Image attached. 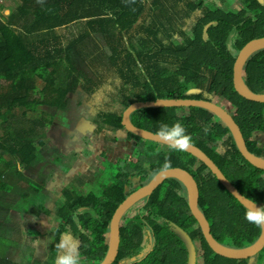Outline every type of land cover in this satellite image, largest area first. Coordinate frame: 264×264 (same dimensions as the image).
Masks as SVG:
<instances>
[{
  "label": "trees",
  "instance_id": "16d2710c",
  "mask_svg": "<svg viewBox=\"0 0 264 264\" xmlns=\"http://www.w3.org/2000/svg\"><path fill=\"white\" fill-rule=\"evenodd\" d=\"M16 1L9 15L0 13V176L11 171L33 181L26 172L36 169L40 147L54 144L53 131L44 128L39 133L38 127L46 123L48 128L61 110L80 116L83 104L96 99L94 135L118 143L117 133L124 132L133 158L131 164L109 162L112 166L104 167L98 191L75 185H66L59 193L50 190L48 223L37 231L41 237H36L33 264H55L58 245L66 237L78 244L80 264L104 261L116 210L167 169L169 160L170 168L182 167L196 179L200 209L220 243L238 249L256 243L262 229L245 219L247 208L206 163L187 151L134 134L123 125V115L138 101L179 98L215 101L229 110L236 60L251 40L264 37V0H240L244 9L239 14L220 6L227 0ZM220 39L225 40L223 46ZM243 76L250 90L264 93V49L249 57ZM255 104L241 97L235 111H229L249 150L264 158V116ZM44 105L53 111L41 110ZM30 112L39 114L29 118ZM138 112L142 116L138 126L153 133L161 124L181 123L192 143L245 196L264 206V169L243 156L230 128L215 113L185 106ZM62 119L66 124L59 125L71 129L68 118ZM59 150L64 154L65 148ZM58 160L62 161L57 157L53 163ZM65 166L70 173L71 166ZM41 181L47 191L44 178L36 182ZM183 189L178 178L167 179L143 200L134 217L125 214L113 264H189V249L179 228L192 238L197 264H252L250 258L230 259L212 250ZM36 213L41 215L39 209Z\"/></svg>",
  "mask_w": 264,
  "mask_h": 264
},
{
  "label": "rangeland",
  "instance_id": "374dc122",
  "mask_svg": "<svg viewBox=\"0 0 264 264\" xmlns=\"http://www.w3.org/2000/svg\"><path fill=\"white\" fill-rule=\"evenodd\" d=\"M217 2L219 3L218 5L221 4V2ZM211 3L212 7L216 9L214 1H211ZM17 5L18 1L16 0H5V8L0 9V13L9 15ZM220 6L225 11L234 14H239L244 9V4L240 0H227L226 3ZM218 44L223 46L225 40H218ZM194 90L195 89H192L191 92H194ZM230 99L227 106L230 111L234 112L237 104L241 100V96L234 90ZM96 105H98V99L92 103L89 102L88 105L83 104L82 109L84 110L81 111L82 114L80 116L75 115L74 112L69 113L61 110L56 114L55 122L49 124L48 128L46 123H44L45 127L44 125L43 127H38L39 133L43 132L44 128L45 131L46 129L47 131H53V133H51V141L55 145L50 144V147H40L42 158L36 165V169L29 173L26 172V175L31 177L33 181L23 178L20 179L11 171L6 176H0V207H11V213L8 214L9 223L11 226L21 231L20 236L16 240V242L19 243L18 245L24 244L26 240L31 244L32 240L35 238V241L32 243V245H34L32 254L33 259L35 258L37 246L36 237H41L38 232L44 229V224L48 223L47 211L49 207H51L50 202L53 200V195L50 193V190L59 193L66 185H75L87 191L95 190L97 180L103 177L104 167L106 165L108 168L112 166L109 162L114 164L132 163L133 158L131 150L126 143H124L126 140V134L124 132L120 131L117 133L119 137L118 143H114L108 139H100L94 135L95 125L93 122V110H95ZM72 107L75 108L77 106L74 104ZM255 108L256 111L263 116L264 104L256 103ZM40 109L44 112L53 111L48 105H44L40 107ZM38 114V112H30L28 115L29 118H35ZM61 117L68 118L71 129H66L59 125L60 121L61 125L66 124L65 120H61ZM132 121L134 123H140L142 122V116L138 112H135L132 114ZM27 125H31V122L29 121ZM2 134L3 132L0 131V136ZM44 140L46 141V138H44ZM56 146L61 150L65 148L64 154L57 149ZM212 147L216 149L217 145L212 144ZM57 157H60L62 161L59 162L58 160L53 163ZM1 164L0 162V169H3ZM65 165L71 166L72 171L70 173H68V168H66ZM38 178L45 179L47 191H44L40 187L42 181L40 183L36 182ZM142 202L143 200L139 201L134 205L133 209H129L127 211L128 216L134 217L137 214L135 212L137 206L143 208ZM38 209L41 211V215L39 216L36 213ZM31 212L34 213V216L33 214L31 215ZM2 216H0V238H5L6 235L3 233V230L6 218ZM30 217H32V219H30ZM9 231L12 235L14 234L12 229ZM65 239L74 241L72 237H66L64 240ZM248 261L252 264H264V251H261ZM84 264L91 263L90 261H85Z\"/></svg>",
  "mask_w": 264,
  "mask_h": 264
},
{
  "label": "water",
  "instance_id": "95a60500",
  "mask_svg": "<svg viewBox=\"0 0 264 264\" xmlns=\"http://www.w3.org/2000/svg\"><path fill=\"white\" fill-rule=\"evenodd\" d=\"M264 48V37L256 38L251 40L240 52L234 67V89L243 98L254 101L256 103H264V93H255L251 91L243 80V69L249 59V57L256 51ZM160 102V103H159ZM172 106H197L208 109L219 116L230 128L232 135L236 141L238 148L240 149L243 156L254 166L264 169V159L253 154L247 147L246 140L244 138L242 129L237 120L228 112L223 106L207 100L198 99H160L156 101H138L129 106L123 115V125L136 135H139L145 139L155 141L158 143L166 144L161 141L160 138L151 131L140 128L132 121V114L142 108L147 107H172ZM167 145V144H166ZM188 153L196 156L202 160L212 170L213 174L217 176L220 182L231 192L240 203L246 208L248 204H256L255 201L245 196L223 173L220 167L215 161L207 155L198 146L192 144L191 148L187 151ZM170 177H178L182 179L190 188V203L191 210L196 220L200 224L205 234L206 240L212 250L226 258L230 259H249L260 253L264 249V230L258 241L253 245L246 248H233L225 244L220 243L212 234L209 220L203 214L199 206L200 200V189L199 185L194 176L186 169L176 167L161 171L158 173L150 183L139 188L119 206L116 210L111 224V245L108 255L105 260L100 264H113L120 250L121 244V222L125 214L131 209L136 203L145 197L151 195L166 179ZM183 234L185 241L189 249V264H197V249L196 246L184 229L179 228Z\"/></svg>",
  "mask_w": 264,
  "mask_h": 264
},
{
  "label": "clouds",
  "instance_id": "9594fccd",
  "mask_svg": "<svg viewBox=\"0 0 264 264\" xmlns=\"http://www.w3.org/2000/svg\"><path fill=\"white\" fill-rule=\"evenodd\" d=\"M160 103V102H159ZM207 131V129H205ZM156 135L161 141L165 142L169 148L175 151L185 152L192 146V137L187 134L186 128L179 122L169 126L161 124ZM165 168L171 167V161H167ZM245 219L254 224L258 229L264 230V206L248 204ZM60 253L56 258L55 264H80L78 244L70 239L63 240L59 245Z\"/></svg>",
  "mask_w": 264,
  "mask_h": 264
},
{
  "label": "crops",
  "instance_id": "0c3cea01",
  "mask_svg": "<svg viewBox=\"0 0 264 264\" xmlns=\"http://www.w3.org/2000/svg\"><path fill=\"white\" fill-rule=\"evenodd\" d=\"M179 99H182V98H179ZM198 100H203V99H198ZM208 101V100H207ZM241 101V100H240ZM239 101V102H240ZM215 102V101H213ZM217 103V102H215ZM219 104V103H217ZM220 105V104H219ZM238 105V104H237ZM222 106V105H221ZM172 107H180V106H172ZM182 107V106H181ZM185 107H197V106H185ZM224 107V106H223ZM157 108H164V107H157ZM202 108V107H200ZM228 112H230L226 107H224ZM143 109V108H142ZM205 109V108H204ZM141 110V109H140ZM208 110V109H207ZM139 111V110H138ZM137 111V112H138ZM210 111V110H209ZM212 112V111H211ZM139 113V112H138ZM232 115V114H231ZM234 117V116H233ZM235 118V117H234ZM236 119V118H235ZM138 124L139 123H135ZM139 127V126H138ZM141 128V127H140ZM146 130V129H145ZM193 144V143H192ZM195 145V144H194ZM172 168H176V167H172ZM182 168V167H180ZM167 169H170V168H167ZM184 169V168H183ZM166 170V169H164ZM163 171V170H162ZM188 171V170H187ZM161 172V171H160ZM159 172V173H160ZM157 175V174H156ZM155 175V176H156ZM154 176V177H155ZM153 177V178H154ZM152 178V179H153ZM170 178H178V177H170ZM168 178V179H170ZM167 180V179H166ZM165 180V181H166ZM178 180L182 181L184 186H186V189H183V195L184 194H187V198H188V201H189V204H190V208H191V203H190V188L189 186L187 185V183H185L182 179H179ZM152 181V180H151ZM150 181V182H151ZM164 181V182H165ZM148 182V183H150ZM163 182V183H164ZM3 183V181H2ZM147 183V184H148ZM162 183V184H163ZM146 184V185H147ZM161 184V185H162ZM3 185V184H2ZM160 185V186H161ZM199 185V184H198ZM145 186V185H144ZM159 186V187H160ZM143 187V186H142ZM200 189V187H199ZM150 196V195H149ZM147 196V197H149ZM147 197H145L144 199H146ZM142 199V200H144ZM140 200V201H142ZM200 202V200H199ZM11 207L9 206H4V207H0V216H4L6 219L4 221V230H3V233L6 235L5 238H0V258H3V259H0V264H33V248H34V245H32L33 243V240L31 242V244H29V241L26 240L24 242V244L22 245H18L19 243L16 242L17 238L20 236V233L21 231L19 229H16L15 227L11 226L10 223H9V218H8V214L11 213ZM33 213L31 212V215ZM2 216V217H3ZM12 229V231L14 232V234L12 235L10 233V229ZM30 228V227H29ZM33 230V229H32ZM16 234V235H15Z\"/></svg>",
  "mask_w": 264,
  "mask_h": 264
},
{
  "label": "flooded vegetation",
  "instance_id": "af4514ba",
  "mask_svg": "<svg viewBox=\"0 0 264 264\" xmlns=\"http://www.w3.org/2000/svg\"><path fill=\"white\" fill-rule=\"evenodd\" d=\"M101 180V179H100ZM99 184V181L97 180V183H96V186ZM96 186H95V190H97L98 188H96ZM98 191V190H97ZM136 205V204H135ZM139 210H140V208H139V206H137V208H136V213H138L139 212Z\"/></svg>",
  "mask_w": 264,
  "mask_h": 264
},
{
  "label": "bare ground",
  "instance_id": "6f19581e",
  "mask_svg": "<svg viewBox=\"0 0 264 264\" xmlns=\"http://www.w3.org/2000/svg\"><path fill=\"white\" fill-rule=\"evenodd\" d=\"M256 39V38H255ZM264 49V48H263ZM261 50V49H260ZM244 70V69H243ZM243 80H244V76H243ZM244 82H245V80H244ZM245 84H246V82H245ZM246 86H247V84H246ZM248 87V86H247ZM249 88V87H248ZM252 91V90H251ZM254 92V91H253ZM255 93H257V92H255ZM259 104H264V103H259ZM255 110H256V108H255ZM263 116H264V114H263ZM245 138V137H244ZM246 140V139H245ZM247 144V143H246ZM248 147V146H247ZM262 158V157H261ZM264 159V158H263Z\"/></svg>",
  "mask_w": 264,
  "mask_h": 264
},
{
  "label": "built area",
  "instance_id": "2783aa9c",
  "mask_svg": "<svg viewBox=\"0 0 264 264\" xmlns=\"http://www.w3.org/2000/svg\"><path fill=\"white\" fill-rule=\"evenodd\" d=\"M5 0H0V9L3 7Z\"/></svg>",
  "mask_w": 264,
  "mask_h": 264
}]
</instances>
